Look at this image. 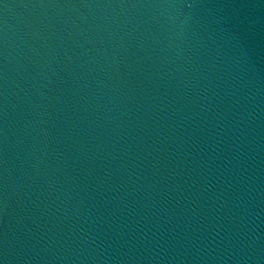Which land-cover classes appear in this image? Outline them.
I'll list each match as a JSON object with an SVG mask.
<instances>
[{"label": "water", "instance_id": "1", "mask_svg": "<svg viewBox=\"0 0 264 264\" xmlns=\"http://www.w3.org/2000/svg\"><path fill=\"white\" fill-rule=\"evenodd\" d=\"M0 264H264V0H0Z\"/></svg>", "mask_w": 264, "mask_h": 264}]
</instances>
